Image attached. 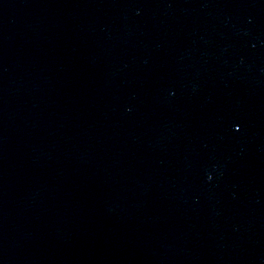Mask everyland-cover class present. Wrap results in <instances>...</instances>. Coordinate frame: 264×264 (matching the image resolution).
<instances>
[{
    "label": "water",
    "instance_id": "water-1",
    "mask_svg": "<svg viewBox=\"0 0 264 264\" xmlns=\"http://www.w3.org/2000/svg\"><path fill=\"white\" fill-rule=\"evenodd\" d=\"M185 264H264V0H149Z\"/></svg>",
    "mask_w": 264,
    "mask_h": 264
}]
</instances>
